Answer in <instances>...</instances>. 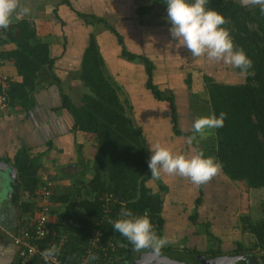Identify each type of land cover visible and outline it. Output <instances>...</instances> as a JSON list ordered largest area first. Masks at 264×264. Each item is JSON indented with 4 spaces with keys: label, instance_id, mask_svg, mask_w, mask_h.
Here are the masks:
<instances>
[{
    "label": "trees",
    "instance_id": "obj_1",
    "mask_svg": "<svg viewBox=\"0 0 264 264\" xmlns=\"http://www.w3.org/2000/svg\"><path fill=\"white\" fill-rule=\"evenodd\" d=\"M56 3L43 8L44 17L58 20L56 28L63 30L68 26L71 31L74 27L80 30L85 25L86 33L91 31L84 44L77 77L81 87L80 97L77 102H73L63 94L62 108L72 117V131L83 132L93 140L95 156L90 166L81 165L82 171L77 175L67 172L61 176V172H56V175L43 177L40 172L44 168V155H35L30 148L20 149L12 164L16 171L12 181V204L19 214L22 229H31V223L46 205L48 234L41 246L52 244L55 249L60 247L57 251L60 261L76 264L99 233L98 246L108 249L101 251L98 248L96 264H131L136 251H153L151 248L134 250L125 237L112 230L113 222L123 218L122 209L136 216L147 215L153 230L163 237L166 224L164 205L171 192L164 185L155 189L148 184L152 177L148 169L149 151L145 137L132 120L127 101L122 99V85L114 81L107 66L106 52L102 53V45L92 29L94 26H106L111 31L120 48V59L144 66L146 89L155 100L165 102L171 108L173 134L184 138L195 135L180 129L175 89L163 91L154 82L155 65L149 57L129 51L123 36L106 18L79 11L71 0ZM120 6L116 11H129L127 13L132 16L135 12L141 16L151 14L156 7L166 15L165 0H150L149 5L136 7L132 0H126ZM207 7L218 11L225 18L226 23L222 27L229 31L234 49L243 50L251 59L252 68L249 70L251 74L245 75V80L240 83H225L206 75L202 78L206 102L210 107L209 115L218 116L223 112L226 119L223 127L214 129L209 139L200 141L201 137L196 135L192 145L196 151L202 152L205 157H214L222 165L218 174L207 182L206 188L210 187L211 181L223 175L231 184H241L249 191L264 193V13H261L258 5H245L242 0H208ZM68 19L71 21L67 22ZM6 45L12 48L4 50ZM0 56L5 62L14 65L20 77V81H17L5 72L7 85L4 89L0 84V95H5L7 100L0 114L6 109L9 113L16 110L25 113L32 111L36 106L34 94L37 87L53 84L52 81L60 82L56 74L58 58L52 57L50 38L37 35L34 24L28 18L14 15L9 27L0 29ZM118 68L121 69L120 66ZM235 70L240 74L238 69ZM185 76V80L174 87L181 86L180 90H188L192 98L193 78L189 72ZM3 161L0 158V162ZM88 172L91 173L89 180ZM70 175L69 187L58 185L65 176ZM204 186L200 185V197L196 199L193 214L189 216L192 224L199 217L206 189ZM48 192L50 195L46 200ZM24 198L27 200L24 201ZM260 211L261 218L258 220H253L248 211H243L235 222L239 228L241 226L242 233L254 240L251 247L243 241L234 242L236 248L231 252L242 258L241 263L248 260L249 264H264V201ZM210 237L211 232L208 239ZM219 245L199 251L183 243L177 247H162L160 251H185L216 257L223 255ZM19 262L17 251L14 264ZM30 264L37 263L31 260Z\"/></svg>",
    "mask_w": 264,
    "mask_h": 264
},
{
    "label": "crops",
    "instance_id": "obj_2",
    "mask_svg": "<svg viewBox=\"0 0 264 264\" xmlns=\"http://www.w3.org/2000/svg\"><path fill=\"white\" fill-rule=\"evenodd\" d=\"M84 2L85 4L82 5V3ZM71 3L81 12L94 14L100 11V8L96 7V0H78L79 5H77V1L71 0ZM18 4L21 7H26L29 9L28 14L18 16L28 18L31 23H35L36 25L34 24V27L36 29L37 35H39L40 37L50 38V50L52 57H54L55 59L58 58V60L56 61V74L59 77L60 82L54 83L52 81L51 83L53 84L45 86L41 85V87H37L34 94L36 106L32 111L25 113L23 111L16 110L9 113L6 109L4 112H2V114H0V158L5 161H3L4 164L13 168V159L15 158L17 152L20 149L30 148L33 154L44 155L42 158L44 168L40 172L41 176L46 177L53 174L56 175V172H61V176H64L63 174H66L67 172L72 175H77L82 171V164L90 166L91 162L93 161V158L95 156L93 140L83 132L72 131L73 120L68 112L62 108V96L63 94L69 96V98L73 102H77L74 99L78 100V95H80L81 93V87L77 78L79 71H76L75 69H77L76 67L79 68L81 66V58L85 46H79L78 43H75L79 31L77 27H74L71 31L69 30L68 26L61 30V28H56L58 20L56 21L52 19V17L47 16L46 17L48 18V20L51 21L50 25L54 27L47 29L43 25V23L38 25L39 21L47 19L43 16V8H46L52 4L49 3V0H18ZM109 7L111 9L114 8L112 5H110ZM121 13L124 14V19H126L125 21L128 20V27L125 25L127 27V29H125L126 34L130 37L135 38V42L137 43V45L145 44L146 46H148L150 45V43H153L155 47L159 48V61L166 62L168 65L171 63V56L176 54L184 63L181 65L187 67V69L189 70L188 72L192 75L193 81H202L203 77L200 76L201 72L198 71L196 66L205 65L208 62L206 56L202 55L198 58H193L185 48L179 47V45L176 44V41L173 40L169 34V26H162V28L153 27L146 31L144 30L145 28L142 29L141 23L137 22L135 17L137 15L136 12L133 16L127 12ZM144 32L146 34H144ZM66 40L67 44H65ZM105 41L107 40L105 39ZM156 43L158 44V46H156ZM125 45L127 47V42H125ZM3 48L4 50H7L11 49L12 46L6 45ZM102 49L106 52V54H108L109 50L111 51V48L109 49L103 46ZM138 54L149 57L154 63V82L156 83V65H159L157 56L148 54L146 53V51ZM121 60L122 61L118 59V63L115 61L112 62L113 58L108 61L107 66L110 69L111 74L112 69H117V66H120L121 69H123L125 78L126 76H128L129 72H137L138 74L139 71V73H141L140 69L143 71V74L145 73L144 66H135V64H129L127 61H123V59ZM156 61L157 63H155ZM192 61L198 62V64L192 65ZM4 69L10 77H13L14 80L17 79V81H20V77H18V75L16 74L14 65L11 62H6ZM171 70L173 71V69ZM171 70L168 72L166 77V81L168 82L165 81L168 85L166 91L173 90V85H176L178 83L174 82L175 79L173 81V72ZM73 71L74 73L72 75ZM132 75L134 74L132 73ZM132 75H130V77H127L126 83L123 80L121 81V83H119L118 81L117 82L122 85L123 90L125 88L127 89L126 94H124V97H122V99L127 101L128 107L131 108H129L130 112H132V115H135L133 121L135 125L141 129L144 137L147 139L146 145L148 149L150 146L149 144H160L161 146L170 149L173 154H192L194 152L192 143L188 144L186 143V139L184 137H176L173 134V129L170 123V106L167 103L166 105H164L165 108H167L168 106L170 113L169 129L164 131L162 130L163 128L160 127L161 123L157 121V114L162 111L163 105H160L158 103L159 101L155 100L150 91L146 89V78L145 81L143 80L142 82L141 80L132 77ZM49 79L50 78H48L47 80ZM136 79L137 81H135ZM182 82L183 81H180V83ZM135 87H137L136 90ZM192 88L195 89L194 83L192 84ZM177 89L180 93L181 90L179 88ZM148 92L150 93V95L149 101L146 105H143L141 102L137 101L136 97L140 100H142V97L147 99ZM175 95L177 94L175 93ZM190 95L191 94H189V98L191 99ZM180 99L181 98H179V100ZM190 99L188 101V104L190 102ZM177 105L178 112L180 113V122L181 116L185 111V106L180 109L178 101ZM188 108L190 109L189 105ZM192 111H194L195 113L196 110L192 109ZM149 114L151 118H148ZM132 115L130 113L131 117ZM208 115L209 113L205 114V116ZM195 119L196 116H193L192 124L190 126L191 129L189 131H185L179 123L180 129L188 132L190 135L191 133H193L192 125ZM148 154L150 158L151 153L148 152ZM72 175L65 176V179L62 180L59 184L56 183V185H61L62 188L69 187L71 185L70 177ZM90 178L91 173L88 172L87 179ZM177 178L178 177L176 175H167L161 173L158 179L152 178L148 184L151 187H154V185L157 187H159L160 185L168 187L169 192H171L169 195H183L185 193L180 192V186H178L177 189L171 190V187L175 186ZM184 178L180 179H183V181L189 180L188 178ZM190 182L191 181L189 180L186 185L188 184L191 186ZM1 185L2 183L0 184V186ZM157 187L154 188L156 189ZM197 188L199 189L200 185H198L197 187V185L193 184L192 189L194 190V193H191V196L194 195L199 198L200 193ZM7 192H9L8 205H3L2 199L0 198V254L2 255L0 257V264L2 262V264H14L17 257V248L12 243V237L23 230L20 226V223H18L17 221L18 215L15 214L16 208L12 204V183L10 184V188H8ZM168 198L169 196L167 197L165 203L167 205L166 209L164 205V212L170 215V210L176 208V203H173L174 197L170 198L169 200ZM174 212L175 214H173L172 216H175V220L170 218V222H173V224L171 225L170 223H166L164 227L163 237H167L170 241V243H168L164 247H177L178 244L183 243H185V245L189 247V245H193L194 238L191 237H193V234L197 229H195L192 224L191 227L186 225L187 223L185 222V220H187L188 222L189 217H187L186 219L185 216L182 215V212H179L182 216L177 214L176 211ZM164 216L167 219V215L164 214Z\"/></svg>",
    "mask_w": 264,
    "mask_h": 264
},
{
    "label": "rangeland",
    "instance_id": "obj_3",
    "mask_svg": "<svg viewBox=\"0 0 264 264\" xmlns=\"http://www.w3.org/2000/svg\"><path fill=\"white\" fill-rule=\"evenodd\" d=\"M59 1L60 0H49V2L54 5H56L57 4L56 2H59ZM75 1H77V5L80 4V2L78 4V0H75ZM96 1H97L96 7L100 8V11L98 13L96 12L97 14L94 13V15H96L98 18L99 17L106 18L111 25L115 26L117 30L123 36L124 41L127 42V48L131 50L132 53L138 54V53H142L146 51V53L148 54L157 56L159 65H156V71H157L155 72L156 77H157L156 83L163 91H166V88L168 87V85L166 84V82H168L166 81V77H167L168 72L171 69H173V71L172 70L171 71L173 72L172 73L173 81L175 79L174 82H180V81L185 80V77H186L185 75L189 70L187 69V67H184L183 65H181L184 63L182 60L179 59V57L176 54L171 56V63L169 65L166 62H160L158 58L159 48L155 47L153 43H150V45L148 46H146L145 44L137 45V43L135 42V38L130 37L129 35L126 34L125 29H127L128 27V20L125 21L126 19H124L123 13L116 11L118 6L122 7L120 5L124 1L126 3V0H119L117 2L118 4L117 7H116V0H104V1L96 0ZM132 1H133V6L135 7L136 5L138 6L149 5V2H150V0H132ZM234 1L239 2L240 0H234ZM83 4H85V2L82 3V5ZM110 5H112L114 8L111 9L109 7ZM127 7L128 6L125 4V9H127ZM126 12H129V11H126ZM66 13L68 17H71L69 12H66ZM165 17L166 15L162 13L161 10L156 7L154 8L151 14L141 16L137 13L136 20L137 22L141 23L142 29L145 28L144 30L148 31V29H151L153 27H156V28H162V26L170 27V25L166 23ZM52 19L56 20L54 17H52ZM71 19H68L67 22L71 21ZM41 23H43V25L47 29L54 27L50 25L51 21L48 20V18L44 19L43 21H39L38 25H40ZM86 28L87 27L85 25H82L81 29L78 31V35L76 37L75 43H78L79 46H83L85 44L86 40L89 38V32L91 33V31L86 33L85 31ZM106 28H107L106 26L96 25L92 29L94 33L97 35L99 42L102 44V46L107 47L109 49L111 48V51L109 50L108 54H106L108 61L111 60V58H113L112 62L115 61L118 63V59L120 61L122 60L119 58L120 57L119 48L117 45L116 38L114 37V35L111 34L110 30ZM144 34L146 33L144 32ZM105 39L107 41H105ZM156 46H158L157 43H156ZM101 50H102V53L104 54L105 51L103 49ZM155 63H157V61ZM196 64H198V62L192 61V65H196ZM135 66H142V65L137 64ZM76 68L77 69L75 70L79 71L80 67L79 68L76 67ZM196 68L198 69V71L201 72V75H200L201 77H204V75H208L214 80L222 81L225 83L235 84V83L243 82L245 80L244 79L245 75L238 74L235 68H233L231 65L224 64L222 61L213 62V61L208 60V62L205 65L196 66ZM140 72L141 73H139L138 71V74L137 72H129L128 76H126L125 78V73L123 69H120L117 66V69L116 68L112 69V76L119 83H121L122 80L126 83L127 77H130V75H132L133 73L134 75H132V77H135L138 80H141L143 82V80L145 81L146 75L145 73L143 74V71L141 69H140ZM144 72H145V69H144ZM73 73L74 71L72 72V75ZM137 79L135 81H137ZM202 82H203V79L202 81H199V80L193 81L195 89H193V97L191 99L189 98L188 90L183 89L179 93V90L177 88H182V87L181 86L174 87L173 85L175 89V93L177 94L176 97H177V101L179 103L180 109L183 106H185V111L182 114L180 122H179L181 127L185 131H189L191 129L190 126L192 124L193 116H196V118L203 117L205 116V113H208L210 111V107L206 102V94L204 92L205 87L202 84ZM136 89L137 87H135V90ZM123 91L124 92L122 93V97H124V94H126L127 89L125 88ZM147 94H148L147 99L142 97V100H140L139 98L136 97L137 101L141 102L143 105H146L149 101L150 93L148 92ZM79 97L80 95H78V99ZM179 98L181 99L179 100ZM189 99H190V102L188 104ZM74 100L78 101L77 99H74ZM158 103L160 105H163L162 106L163 109L159 114H157L158 115L157 121L161 123L160 127L163 128L162 130L166 131L167 129H169V119H170L169 108L168 106L167 108H165L164 105H166V103H160V102ZM188 105L190 106V109L188 108ZM192 109L196 110L195 113L194 111H192ZM130 113L132 115V112ZM131 118L132 120H134L135 115L133 114ZM148 118H151L150 114L148 115ZM213 132L214 130H211L204 136H200L198 134H194V135L200 136L201 137L200 141H202V140L209 139V136L213 135ZM144 140L147 144V139L144 138ZM196 143L198 142L196 141ZM194 151L196 150L194 149ZM186 155H189V154H186ZM177 177L178 178L176 179L177 180L176 184L175 186L171 187V190L177 189V187L180 186V189H181L180 192L185 193V194L176 195V196L168 194L169 196L168 200L174 197L173 203H176L175 204L176 208L170 210L171 212L170 215L164 212V214L167 215L166 223H170L171 225L173 224V222H170V218L175 220V216H172L173 214H175L174 211H176V213L179 215H181L179 212H182V215H184L185 218L187 219L189 215L193 214L195 201L197 199L196 196L194 195L191 196V193H194V190L192 189L193 183L190 182L191 186L188 184L186 185V183L189 182V180L183 181V179H180V178H184V177H180V176H177ZM12 181L13 180H12V177H10L9 172H4L0 170V184L2 183V185L0 186V198L2 199V204L5 206L8 205L9 192L7 191H8V188H10V184L12 183ZM211 182L212 183L210 184L209 188H206L207 183H205L204 187L206 189L204 190V195L202 197L203 204L199 208V217L196 223L192 224L190 221L187 222V220H185V222L187 223L186 224L187 226L191 227V224H192L193 227L197 229L196 232H194L193 237H191V238H194L195 243L193 242V245L191 244L189 245V247H194L198 249L199 251H206V249H208L209 247L211 248L212 245L215 247H218V245L220 244L219 247H221L220 249L222 250L223 255H227V256L232 255L231 251L234 250V248H236L234 245L235 241H238V240L243 241L245 245H248V247H251L254 243L253 238L248 234L242 233L240 230L241 226L239 228L238 223H235V222L238 221V216L240 214L242 215L243 211H248L253 220L260 219L261 218L260 205L264 201V193L257 192V191H249L247 188H245V186L241 184H236V183L231 184V182H229L226 178L220 175L216 181H211ZM154 187H157V186L154 185ZM25 200H27V198H24V201ZM166 207L167 205L165 204V209ZM15 214L19 215L16 209H15ZM17 221L19 223L18 217H17ZM208 224L210 225L209 232L212 233V237H210L209 239H208L209 232H207ZM236 224L239 229L236 227ZM218 239L220 243L217 241ZM1 256L2 255L0 254V257Z\"/></svg>",
    "mask_w": 264,
    "mask_h": 264
},
{
    "label": "clouds",
    "instance_id": "obj_4",
    "mask_svg": "<svg viewBox=\"0 0 264 264\" xmlns=\"http://www.w3.org/2000/svg\"><path fill=\"white\" fill-rule=\"evenodd\" d=\"M258 5L264 13V0H242ZM208 0H165L166 22L170 25L169 34L179 47L185 48L193 58L206 56L213 62H223L238 69L241 75H250L251 59L243 50L234 49L229 31L222 27L226 20L216 10L207 7ZM29 9L21 7L18 0H0V29H7L14 15H26ZM6 63V62H5ZM226 114H210L196 118L192 129L194 134L206 135L214 129L223 127ZM191 144L195 136L185 138ZM151 153L148 169L153 179L161 173L188 178L195 185L210 181L221 170V163L214 157H205L202 152L194 151L190 155L173 154L160 144H149ZM121 219L112 224V230L125 237L134 250L151 248L156 254L170 241L158 236L153 230L147 215H133L122 209ZM88 259L95 260V256Z\"/></svg>",
    "mask_w": 264,
    "mask_h": 264
},
{
    "label": "built area",
    "instance_id": "obj_5",
    "mask_svg": "<svg viewBox=\"0 0 264 264\" xmlns=\"http://www.w3.org/2000/svg\"><path fill=\"white\" fill-rule=\"evenodd\" d=\"M5 61L0 56V84L6 88L7 77L5 75ZM5 95H0V109H3L6 105ZM50 193H46V200ZM111 199V197H110ZM48 204V203H47ZM48 208H43V211L36 217L31 223V229H23L17 235L13 236V245L17 248L18 257L20 262L18 264H30L31 260H35L37 264H69L60 261L58 252L60 247L56 248L52 244L41 246V242L44 241L47 236V225L49 222V216L47 215ZM96 238L91 240L88 251L78 259L76 264H96L95 260L88 259L90 256H95L98 248L101 251H106L108 247L98 246L100 234H96Z\"/></svg>",
    "mask_w": 264,
    "mask_h": 264
},
{
    "label": "water",
    "instance_id": "obj_6",
    "mask_svg": "<svg viewBox=\"0 0 264 264\" xmlns=\"http://www.w3.org/2000/svg\"><path fill=\"white\" fill-rule=\"evenodd\" d=\"M0 170L9 172L12 180L15 179L14 168L0 162ZM238 259L236 256L208 257L185 251H160L159 254L136 251L132 262L133 264H235Z\"/></svg>",
    "mask_w": 264,
    "mask_h": 264
},
{
    "label": "flooded vegetation",
    "instance_id": "obj_7",
    "mask_svg": "<svg viewBox=\"0 0 264 264\" xmlns=\"http://www.w3.org/2000/svg\"><path fill=\"white\" fill-rule=\"evenodd\" d=\"M221 256H227V255H221ZM221 256H216V257H221ZM228 256H233L235 257L233 254L232 255H228ZM209 257V256H208ZM237 257V256H236ZM239 258V257H238ZM133 261V259H132ZM131 261V264H133V262ZM240 261H242V258L240 257L235 264H249L248 260H244L243 263H241Z\"/></svg>",
    "mask_w": 264,
    "mask_h": 264
}]
</instances>
